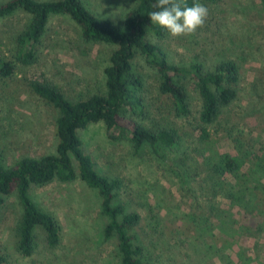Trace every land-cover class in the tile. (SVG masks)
<instances>
[{
  "label": "rangeland",
  "instance_id": "obj_1",
  "mask_svg": "<svg viewBox=\"0 0 264 264\" xmlns=\"http://www.w3.org/2000/svg\"><path fill=\"white\" fill-rule=\"evenodd\" d=\"M7 1L0 0V3ZM84 3L99 17L121 26L136 0H84ZM199 3L207 7L208 16L194 35L173 38L167 33L161 38L148 29V39L167 53L171 63L179 66L198 63L206 70H214L226 59L240 65L238 98L211 127L213 142L205 145L200 141L203 103L194 82L190 78L181 81L188 94L190 111L188 115H179L169 96L161 92L157 70L142 54L134 60V71L144 83L145 112L135 119L153 131H175L176 144L172 147L146 144L137 152L130 140L121 137L120 131L109 130L104 123L92 124L79 132L83 149L93 158L98 173L121 182L115 204L124 205L127 213L141 215L139 238L154 253L165 249L167 256L175 260L170 264H184L188 253L194 261L191 250L184 252L182 248L188 247L184 244H188L189 238H182L180 244L171 243L167 229L179 219H186L187 213L203 205L205 209L208 207L205 181L208 175L203 151H219L237 158L247 151L264 159V151L260 152L264 146L261 2L200 0ZM30 21L31 16L20 11L0 21V60L16 65L14 76L0 83V152L7 167L23 157L41 158L56 153L58 111L33 94L27 82L47 81L73 102L86 100L105 90L104 70L115 49L86 44L76 23L65 16H52L37 63L24 67L16 59L17 38ZM30 196L41 210L59 221L61 243L57 248H50L45 231L38 228L33 256L26 258L18 252L23 209L14 193L0 208V253L7 256L6 264H120L117 239L104 237L108 219L101 212L96 191L80 180L55 181L45 187L32 186ZM150 208L157 220H152ZM168 244L173 247L170 253H167ZM257 245L264 246V235L234 241L232 255L239 261L241 248H245L241 264L250 258L251 264H256V255L251 249ZM204 260L198 256L195 264H207ZM261 260L264 264V254Z\"/></svg>",
  "mask_w": 264,
  "mask_h": 264
},
{
  "label": "trees",
  "instance_id": "obj_2",
  "mask_svg": "<svg viewBox=\"0 0 264 264\" xmlns=\"http://www.w3.org/2000/svg\"><path fill=\"white\" fill-rule=\"evenodd\" d=\"M199 1L185 0L187 6ZM205 1L216 3L221 0ZM156 2L136 0L135 7L125 14L121 26L93 13L84 0H9L0 3V21L19 11L31 16L29 26L17 38L16 59L24 67L37 63L52 16H65L76 23L86 44L115 47L104 70L105 90L86 100L73 102L47 81L27 82L29 90L57 110L59 116L55 154L41 158L23 157L7 167L0 152V208L7 197L14 193L18 195L23 212L17 249L23 257H32L35 253V231L38 228L45 231L50 248H57L61 243L59 221L32 200V186L45 187L55 181L70 183L80 180L98 195L101 212L108 219L104 237L107 240L117 239L120 264H170L175 261L172 256H167L165 249L154 253L139 238L137 229L141 215L127 213L124 205L115 204L121 182L98 173L93 158L85 153L79 135L81 130L92 124L104 123L109 130L120 131L121 137L130 140L137 152L146 144L152 147L157 144L172 147L176 144L175 131H153L135 119L145 112L142 97L144 83L134 71V60L142 54L147 63L157 70L161 92L169 96L179 115H188L190 111L188 94L181 81L190 78L194 82L203 103L199 119L200 141L205 145L213 142L211 127L238 98L240 65L235 60L226 59L218 63L214 70H206L198 63L188 67L171 63L167 53L148 39V29L161 38L168 33L152 25L148 17L151 11L157 10L152 7ZM260 2L264 11V0ZM15 73L14 62L0 60V83L12 78ZM261 151H264V146ZM157 153L164 157L159 151ZM202 156L208 175L205 180L208 207L205 209L203 205L187 213L186 219L174 222L167 229L170 242L180 244L182 238H189L188 244H184L188 247L182 248L184 252L191 250L194 261L188 253L184 264H195L198 256L204 258L207 264H241L247 249L241 248L239 261H236L231 251L233 242L264 235V159L247 151L239 156L241 158L214 150L203 151ZM150 213L152 220H157L152 208ZM172 249L168 244L167 253ZM251 250L257 258L255 263L263 264L264 246L257 245ZM7 262V256L0 253V264ZM251 263L253 260L250 258L245 264Z\"/></svg>",
  "mask_w": 264,
  "mask_h": 264
},
{
  "label": "clouds",
  "instance_id": "obj_3",
  "mask_svg": "<svg viewBox=\"0 0 264 264\" xmlns=\"http://www.w3.org/2000/svg\"><path fill=\"white\" fill-rule=\"evenodd\" d=\"M148 14L152 25L164 29L173 38L194 35L203 27L208 9L200 3L187 6L185 0H157Z\"/></svg>",
  "mask_w": 264,
  "mask_h": 264
}]
</instances>
